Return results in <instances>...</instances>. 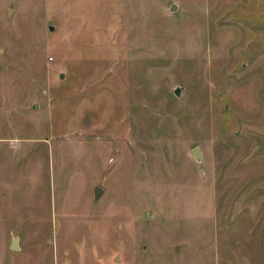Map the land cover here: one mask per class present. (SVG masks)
<instances>
[{
    "label": "rangeland",
    "instance_id": "rangeland-1",
    "mask_svg": "<svg viewBox=\"0 0 264 264\" xmlns=\"http://www.w3.org/2000/svg\"><path fill=\"white\" fill-rule=\"evenodd\" d=\"M0 264H264V0H0Z\"/></svg>",
    "mask_w": 264,
    "mask_h": 264
},
{
    "label": "water",
    "instance_id": "water-1",
    "mask_svg": "<svg viewBox=\"0 0 264 264\" xmlns=\"http://www.w3.org/2000/svg\"><path fill=\"white\" fill-rule=\"evenodd\" d=\"M172 10H173V11L175 10L174 7L172 8ZM8 14H11V13L8 12ZM51 31H53V28H52ZM61 77L63 78L64 76L61 75ZM175 94H176L177 96H179V90H177V91L175 92ZM193 156L195 157V159H196L197 161L200 159V148H197L195 151H193ZM102 193H103V189H101L100 187H97V188L95 189V198H96V200L99 199V196H100ZM10 247H11V250H12V251H14V250H19V249H20V247H18V238H13V242H12V244H11Z\"/></svg>",
    "mask_w": 264,
    "mask_h": 264
}]
</instances>
